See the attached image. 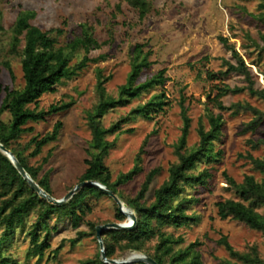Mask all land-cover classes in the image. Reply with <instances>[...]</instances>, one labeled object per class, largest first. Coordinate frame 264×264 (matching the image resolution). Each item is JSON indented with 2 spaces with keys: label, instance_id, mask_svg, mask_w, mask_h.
<instances>
[{
  "label": "rangeland",
  "instance_id": "374dc122",
  "mask_svg": "<svg viewBox=\"0 0 264 264\" xmlns=\"http://www.w3.org/2000/svg\"><path fill=\"white\" fill-rule=\"evenodd\" d=\"M152 11L140 19L138 12L126 0H0L1 26L0 39H7L11 26L21 10L37 12L33 24L42 30L55 27L64 29L59 38V45H66L76 37L92 34L99 41L109 39L112 42L101 48L89 45L78 49L71 57V65L79 62L85 54L91 57L104 55L97 62H89L79 74L63 80L57 91L45 93L36 104L39 109H47L51 104L74 101L65 111L48 116L45 121L29 122L33 132L24 133L19 142L26 144L33 135H43L52 130L56 121L61 120L63 127L55 142L46 145L38 156L30 160L38 166L49 151L53 152L44 170L52 168L51 187L54 196L63 197L70 188L79 182L80 175L87 165L86 150L91 141V132L87 123V112L99 100L96 90L97 67H101L105 76L111 75L106 83L108 94L117 97L119 87L126 83L131 71V61L137 43L143 44V50L151 51L150 66L143 70L136 83L145 81L165 69L166 82L144 90L137 97L131 98L124 105L110 109L103 117L105 127L131 115L140 104L147 103L153 96L163 93L166 104L154 114V119L142 115L131 117L121 123V128L107 138L115 145L107 156L105 163L116 179L122 172H128L135 166V158L146 138L145 153L142 155V169L128 183L120 186V192L126 196L135 195L149 170L156 166L161 172L156 176L147 194L150 202L154 190L168 178L169 166L178 160L175 145L182 134L184 120L182 116L181 97H186L191 128L187 146L191 149L199 142L197 129L202 120L209 129L207 107L212 106L215 113H221L224 124L222 137L214 144V151L222 150L220 160L200 162L194 173L208 168L212 177L206 187H186L182 195L193 196L194 202L189 213L199 216L197 222L189 226L167 227L166 231L182 237L176 248L199 242L197 249L203 264H220L221 260L230 258L224 246L218 243L222 235H227L230 242L240 251L249 245L257 244L264 256V236L256 230L249 229L233 219H220L215 203L225 198H238L226 182L225 173L242 181L245 174H254L258 179L262 175L252 169L246 158L251 152L254 156L264 157V146L252 149L248 139L264 138V122L255 132L242 133L244 123L253 117L252 112H240L232 115L230 111L219 110L213 106L218 93L217 86L228 83L231 86L244 85V79L238 74H231L226 79H210V72L222 68L220 57L231 58L219 41V35L230 37L256 76L257 84L264 86V55L258 57V48L245 34L248 32L258 38V32L264 31V23L250 13H259L263 9L259 4L263 0H150ZM247 12L245 11V9ZM7 45V44H6ZM8 48V45L6 46ZM0 50V61L9 59L16 76L13 81L9 71L0 64V83L12 88H21L24 77L21 58L8 54L7 48ZM4 93L2 94V97ZM226 105L234 102H249L264 110V102L248 92L229 94L222 98ZM35 107V104H31ZM4 119L9 120L6 112ZM31 148L26 150L29 153ZM126 205V201L121 199ZM90 211L86 212L84 221L94 220L99 225L117 222L115 217L118 205L110 196L89 197L86 202ZM128 208V207H127ZM264 213V207L259 209ZM35 220V214L27 218L26 224L19 227L17 233L4 246V254L15 258L19 264H78L86 258H94L100 252L97 237L90 234L80 242L72 244L71 238L77 230L90 231L83 222L75 229L68 219L62 221L59 230L53 233L51 248L39 258L29 255L31 246L28 231ZM126 220V219H125ZM55 223V217L51 219ZM156 240L149 244L154 245ZM58 248L57 252H54ZM132 251L117 249V259L131 255ZM144 253V252H141ZM147 254V253H146Z\"/></svg>",
  "mask_w": 264,
  "mask_h": 264
},
{
  "label": "trees",
  "instance_id": "16d2710c",
  "mask_svg": "<svg viewBox=\"0 0 264 264\" xmlns=\"http://www.w3.org/2000/svg\"><path fill=\"white\" fill-rule=\"evenodd\" d=\"M144 19L152 11L150 0H126ZM263 9L255 14L254 18L264 23V0L259 4ZM244 8V7H243ZM245 9V8H244ZM247 12V10L245 9ZM37 12L34 10H21L10 29L7 39H0V50L8 45L7 52L12 56L21 58V66L24 77V85L21 88H12L0 83V142L11 149L21 164L51 195H54L51 187V174L53 169L44 170L50 161L53 152L49 151L42 163L38 166L31 164L30 160L40 153L44 147L55 142L63 127V122L58 120L54 123L52 130L43 135H33L31 139L22 144L19 142L21 136L27 132H33V126L29 122L45 121L48 116L67 110L74 101L51 104L47 109H39L37 103L45 93L57 91V86L65 79L79 74L85 69L89 62H97L104 55L91 57L88 53L71 65L72 55L78 49L92 45L101 48L112 42L109 39L99 41L92 34L76 37L66 45H59V38L64 33L61 27L42 30L33 24ZM1 20V12H0ZM0 29H2L0 22ZM245 36L258 48V57L264 55V31L258 32V38L252 37L250 33ZM219 41L224 47L232 52L230 59L220 57L222 68L217 72H210V79H226L231 74L243 77L244 85L231 86L228 83L218 85V93L214 97L213 106L219 110L230 111L232 115L240 112H252L253 117L244 123L242 133L255 132L264 122V110L250 104L249 102L237 101L230 105L223 102V97L229 94L248 92L250 95L264 102V86L257 84V79L251 67L246 62L236 45L230 42V37L219 35ZM7 44V45H6ZM151 51H144L143 44L137 43L131 61V71L126 83L119 87L117 97L108 94L106 83L111 75L105 76L101 67H97L96 90L99 95L98 103L87 112V123L91 132V141L86 150L88 157L85 159L86 169L79 177V182L85 180H96L112 189L121 199L126 201L137 215V224L132 229H107L103 231L102 238L105 251L109 258H119L117 249L123 252H144L153 257L159 264H203L200 251L197 249L199 242H194L186 247L176 248L182 242V237L175 236L165 230L167 227L181 228L189 226L198 221L196 213H189L191 205L196 202L193 196L182 195L186 187H206L212 177L208 168L194 173L198 164L203 161L212 162L220 160L222 150L214 151V144L222 137L224 120L221 113H215L212 106L207 107L209 129H206L202 120L197 129L199 135L198 144L189 148L187 146L188 136L191 128V117L188 114L186 97H181L182 116L184 125L182 134L175 145V154L178 160L173 162L169 168L168 178L153 192V199L149 202L147 194L156 176L161 172V167L156 166L149 170L143 180L139 191L133 196H124L120 192V186L131 181L141 171L142 155L148 143L146 138L135 158V166L128 172H122L116 179H112V173L106 165L105 160L114 141L107 136L121 128V123L131 117L142 115L147 119H154V114L162 110L166 104L163 93L153 96L147 103L137 106L128 117L114 123L110 127L103 125L104 115L112 108L124 105L131 98L137 97L142 91L166 82L165 69L145 81L136 83V80L151 64L149 56ZM6 68L12 80L16 79L12 63L9 59L0 61ZM264 79V71H261ZM4 96L2 97V94ZM35 104V107H31ZM10 115L9 120L4 119V114ZM252 149L264 146V138L254 140L248 139ZM31 148L29 153L26 150ZM246 158L252 165L254 171H258L262 178L258 179L254 174H245L242 181L238 182L234 177L225 173L226 182L230 189L234 190L238 198H225L218 200L217 215L220 219H233L241 222L249 229L259 231L264 236V213L259 211L264 207V157L254 156L251 152ZM78 182V183H79ZM71 189V188H70ZM109 196L104 190L96 186H84L74 196L62 205H56L41 199L29 183L16 169L10 158L0 150V264H19V262L4 254L5 243L13 237L19 227L26 224L27 218L35 214V220L31 224L28 234L30 236L29 255L41 258L45 251L51 248V239L54 232L59 230L62 221L68 219L71 225L77 229L85 222L90 231L79 229L77 235L71 238L72 244L80 242L84 237L94 234L97 237L96 228L99 225L94 220L84 221V216L90 207L86 203L89 197L101 198ZM55 217V223L51 219ZM115 217L117 222L124 221L127 216L117 208ZM156 240L154 245L149 243ZM98 241V238H97ZM99 243V241H98ZM218 243L225 247L230 258L221 260L220 264H264V256L257 244L249 245L247 250L240 251L233 246L227 235H222ZM100 245V243H99ZM58 248L54 252H57ZM101 252V247H100ZM78 264H109L102 260L101 253L94 258H86ZM136 264H146L139 262Z\"/></svg>",
  "mask_w": 264,
  "mask_h": 264
},
{
  "label": "water",
  "instance_id": "95a60500",
  "mask_svg": "<svg viewBox=\"0 0 264 264\" xmlns=\"http://www.w3.org/2000/svg\"><path fill=\"white\" fill-rule=\"evenodd\" d=\"M0 150L10 158V160L12 161L16 169L24 177V179L29 183L31 188L39 194L40 198L45 199L52 204L62 205L66 203L81 188H83L84 186H89V185L99 187L100 189L104 190L110 197H112L115 200V202L118 205L119 210L122 213H124L127 216V218L126 220L122 222H110V223L101 224L97 226L96 228L97 238L100 243L101 257L104 262L109 263V264H136L139 262H143L146 264H159L153 257H151L150 255L146 253H141V252H137V253L133 252L131 255L121 258V259L109 258L107 256L106 251H105L104 241L102 238L103 231L107 229H132L137 224V215L135 211L132 208H130L128 205H126L121 200V198L108 186L96 180H85V181H81L78 184H76L63 197L57 198L54 195H51L49 192H47L43 187H41L39 183L30 176V174L21 164V162L19 161L17 156L14 154V152L11 149L7 148L1 142H0ZM125 206L128 207L129 210H125Z\"/></svg>",
  "mask_w": 264,
  "mask_h": 264
},
{
  "label": "bare ground",
  "instance_id": "6f19581e",
  "mask_svg": "<svg viewBox=\"0 0 264 264\" xmlns=\"http://www.w3.org/2000/svg\"><path fill=\"white\" fill-rule=\"evenodd\" d=\"M125 210H129V209L125 206ZM135 253H137V252H135Z\"/></svg>",
  "mask_w": 264,
  "mask_h": 264
}]
</instances>
